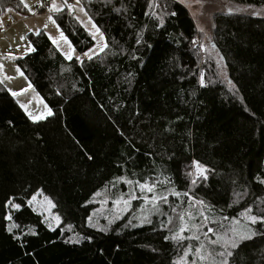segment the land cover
I'll list each match as a JSON object with an SVG mask.
<instances>
[{
	"label": "trees",
	"instance_id": "1",
	"mask_svg": "<svg viewBox=\"0 0 264 264\" xmlns=\"http://www.w3.org/2000/svg\"><path fill=\"white\" fill-rule=\"evenodd\" d=\"M221 1L231 7L211 16L210 39L224 73L175 0H81L107 45L82 64L43 32L28 35L35 50L18 64L53 115L32 122L0 87V264L178 262L189 244L165 240L164 215L134 224L107 210L137 188L118 177L163 181L171 205L170 189L188 192L184 204L204 201L225 222L247 207L264 215V0ZM12 11L26 14L21 0H0V14ZM54 18L77 52L92 45L71 14ZM193 161L207 168L195 185ZM38 192L54 205L55 229L29 205ZM251 227L229 264H264V224Z\"/></svg>",
	"mask_w": 264,
	"mask_h": 264
},
{
	"label": "rangeland",
	"instance_id": "2",
	"mask_svg": "<svg viewBox=\"0 0 264 264\" xmlns=\"http://www.w3.org/2000/svg\"><path fill=\"white\" fill-rule=\"evenodd\" d=\"M37 1L38 0H34V1L21 0L22 5L26 9V14L25 16H22L19 13L12 11L13 15L15 16L17 20L15 23L9 22L7 14H0V66H2L0 67V87L7 90L9 94H11L12 92L19 93L15 97L12 94L11 96L15 99V102L19 106L21 104H24L27 107L28 111L33 113L34 115H39L41 112L45 111L44 106L46 104L42 100L40 95L37 93L35 88H33L32 85H31L32 86L31 88L28 87V84L30 82L27 79L22 68L18 64V60H22L27 55L33 52V51L28 50L29 46L33 48V44L30 41L28 35L33 34L36 36L35 33L37 31L43 32V34H45V36L50 41L55 51L59 53V55L63 57L64 59L66 58L63 53L68 51V45L59 39V31L57 30L56 26L48 19V17L51 15L52 18L56 21V19L54 18V15L59 14V13H55V12L49 13L48 11H46L43 14H34L33 5L36 4ZM45 1L48 2L47 7L50 6L52 0H45ZM175 1L182 4L187 9V11L189 12L195 24V27L198 32V45H197L199 46L198 50H200L201 53L205 52L209 56H211L217 63L219 70L222 73H224V66L222 62H220L219 55L216 49L212 46V42L210 39L211 16L215 12L225 11L226 9L231 7V5L221 0H175ZM63 2L64 0H56V3L58 5L62 4ZM67 2L69 4H72L74 7H77L76 0H67ZM25 5H27V7ZM79 6L83 7L81 0H80ZM240 10L241 11L244 10L248 13L252 12V10L246 9V8L245 9L242 8ZM63 12L66 14H71L72 18L78 24H80L86 32H88L91 35L93 39V43L90 47H88L83 52L88 51L89 49H93L95 50V53H96L93 55V57L96 55H99L102 52L100 51V48L105 45V42H104V37H103V40L100 38L102 35L100 30H99V33H95V29L92 27V24H95V22L91 19L92 23L90 24L88 22L90 18L88 14L85 15L84 13L79 12L78 10L72 13H69L68 10L65 8ZM260 12L264 13V8L260 9ZM45 25H47L46 28H45ZM49 35L57 39V44L59 45V47H57V44L52 43V41L49 39ZM83 52L79 53L75 50L72 54V59L73 58L75 59L77 55H80L81 59H87V57L82 56ZM90 55H92V53H90ZM66 60H70V59H66ZM17 68H19L20 71H17ZM21 72L23 73V75H21ZM22 110L26 114L24 109ZM133 190L135 191L137 195H146V196L152 195V193H147V192L141 193L138 187ZM133 190H131V192ZM155 191L157 192V194H163V195L169 196L168 194H165L163 191L157 188ZM34 196L36 197V199L35 200L31 199L29 203L31 209L38 215L42 216L44 222L47 224V227L49 229H55L56 227H58L60 224V219L58 223L54 219L55 217H58V216L57 214L54 213V206H52L53 204L51 203V205H49L47 202L49 201V199L45 197L41 192H38ZM126 199H129V197ZM132 201H138L141 204L140 206L135 207L132 205ZM132 201L130 202V207L128 208L127 211H122V209L124 208L123 203H121L120 205H116V206L112 204L111 208L107 210L114 217V219H117L116 218L117 214L119 215V218H120L127 213L129 220H133L135 222L134 224H143V223L148 224L146 222H142L141 209L150 208L151 205L145 204L143 199H137V200H132ZM192 204H193V207L189 208V201H187V204L186 203L184 204L181 197L179 198L176 197L174 205H171V202L168 199L167 204H163V203L160 204L161 213L151 214L149 216V219L153 222V218L157 219L163 215L164 217H166L167 220L169 217H171L173 220V224L170 225V228H172V231H176V228L179 225L177 213L186 215L187 211H192L193 213H197L198 210H202L209 217V221H212V220L216 221V223L209 222L208 223L209 227L214 226L212 228L216 229L219 232H222L224 228H227L228 226H230L231 221L225 222L223 219L215 216L213 212L210 210V208H208L207 206L204 205L202 207L199 204H195L194 201H192ZM174 207L176 208L175 212L172 211V208ZM12 209H16V208L12 207ZM237 220H239L242 224L246 223V221L244 220L242 216H240V218H237ZM202 222H203L202 218L197 216V218L194 221H191L190 223L199 224ZM221 225H223L224 228H222ZM204 231H207V229L204 228L199 233L201 236V240L204 239L203 237ZM190 234L191 233L189 232L184 233L185 236L190 235ZM209 235L211 236L212 239H215V236L213 234L209 233ZM229 235L231 234L229 233ZM237 240H239V238H237ZM185 241L188 244H192L193 246L197 244L196 241H187V240ZM217 250L219 251L221 249L217 248ZM217 259H219V257H217Z\"/></svg>",
	"mask_w": 264,
	"mask_h": 264
},
{
	"label": "snow or ice",
	"instance_id": "3",
	"mask_svg": "<svg viewBox=\"0 0 264 264\" xmlns=\"http://www.w3.org/2000/svg\"><path fill=\"white\" fill-rule=\"evenodd\" d=\"M79 5H80V0H76L77 7H74L72 4H69L67 0H64V2L59 5L56 3V0H52L50 6L47 7V11L49 13H53V12L60 13V12H63L66 8L69 13H72L78 10L79 12H82L85 15H87V13L85 12V9ZM25 6L27 7V5ZM43 6L44 5H41V7ZM156 6L158 5H156L154 2L149 3V7H156ZM153 15L155 16V13H153ZM172 15H175V13H172ZM48 19L56 26L57 30L59 31V39L68 45V51L63 53L65 58L72 59V54L75 51V49L72 47L71 42L68 40L67 36H65L63 31L60 30V26L56 24V21L52 18L51 15L48 17ZM156 19L159 20L161 24L163 23V20L160 16H156ZM88 22L90 24L92 23L91 18H89ZM46 27L47 25H45V28ZM92 27L95 29V33H99V29L96 27L95 24H92ZM35 34L40 35L41 33L37 31ZM100 38L103 40L102 35ZM49 39L52 41L53 44H57L56 38H53L51 35H49ZM57 47H59L58 44H57ZM105 47H107L106 44L100 48V51H103ZM28 50L34 51L35 49L29 46ZM90 53H92V55H90ZM94 54H96L95 50L89 49L88 51L83 52L82 56L87 57V59L91 60L93 59ZM75 59L77 62H80L81 64L83 63V60L81 59L80 55H77ZM17 71H20V69L17 68ZM21 75H23L22 72H21ZM200 83H201V86H203V80H201ZM28 87L29 88L32 87L30 83L28 84ZM11 94L15 97L19 93L12 92ZM20 107L24 109L29 120H31L34 123L37 121L44 120L47 116L53 115L52 110L48 108L47 105L44 106L45 111L41 112L39 115H34L33 113L29 112L27 107L24 104H21ZM89 159H91L90 156H89ZM192 163L195 167L196 176L193 177L192 172H189L188 175L190 177H193L191 180V183L192 185H195L198 178L202 177L205 180L207 179V175H206L207 168L201 165L200 162L198 161H193ZM118 180H120L121 182L125 184L134 185L135 187H138L141 193H144V192L152 193L151 196L137 195L135 191L133 190L132 192L129 193V199H124L123 197H120L112 201L114 206L120 205L121 203H123L124 208L122 209V211H127L128 208L130 207V202L132 200L143 199L145 204L151 205V207L141 209L142 222L151 224L152 221L149 219V216L151 214H160L161 213L160 204L168 203V196L163 195V194H157V192L155 191L157 187V183L163 184L164 183L163 181L154 182L150 184L148 181H144V182L133 181V180L127 179L126 177H118ZM259 182L264 183V180H260ZM169 192L171 195H174L177 198H179L181 195L185 197L189 196L188 192L179 193V192H176L174 189H170ZM95 195L98 196L100 195V193L97 192ZM32 199L35 200L36 197L33 196ZM47 202L49 205H51L50 200ZM104 202L107 203V200H105ZM194 203L199 204L202 207L204 206V201H195ZM261 203H264V201H261ZM13 207L19 209L20 205L15 204L13 205ZM192 207H193L192 198L189 197V208H192ZM172 211L175 212L176 208L175 207L172 208ZM252 211L253 209L251 207L245 208L244 211L240 215L244 218L246 223L242 224L239 220L235 218H231L230 226H228L227 228H224V226L221 225V227L224 228L222 232H219L216 229L208 226L209 222L216 223V221L214 220L209 221V217L202 210H198L197 213H193L192 211H187L186 215L177 213L179 225L176 228V231H172V229H169V231L172 232V235L166 236L165 240L171 239L172 241L177 242V243H182L185 240L196 241L197 244L195 246H193L192 244H189L186 247H184L183 257H181L178 262H175V264H229V258L233 256L232 249H235L237 247V243H236L237 238L241 240L251 239L254 235H256V232L252 227H250V225H255L257 222L264 224V215H253ZM261 211H264V210H261ZM197 216L201 217L203 222L199 224L190 223L191 221H194L197 218ZM116 218L119 219L118 214ZM6 219L11 220V217L8 216L6 217ZM54 219L57 221V223L59 222V217H55ZM222 219L230 220V218L226 216L222 217ZM89 220L91 221V218H89ZM111 222L112 221H109V223ZM162 223H164V226L167 227L168 225L173 224V220L171 217H169L166 223L165 222H162ZM15 227H18V225L12 224L8 230L11 231L12 228H15ZM204 228H206L207 231L203 232L204 239L201 240V236L199 233ZM99 230L105 231V229L103 228ZM185 232H189L191 234L185 236L184 235ZM209 233L213 234L215 236V239H212ZM229 233L231 235H229ZM32 234L34 235L35 233H32ZM73 242L78 243L79 239H76ZM217 248L221 250L218 251ZM189 256H191L190 261L187 259ZM217 257H219V259H217Z\"/></svg>",
	"mask_w": 264,
	"mask_h": 264
},
{
	"label": "built area",
	"instance_id": "4",
	"mask_svg": "<svg viewBox=\"0 0 264 264\" xmlns=\"http://www.w3.org/2000/svg\"><path fill=\"white\" fill-rule=\"evenodd\" d=\"M34 1V0H31ZM41 5H44L41 7ZM48 2L45 0H38L36 4L33 5L34 14H43L47 11ZM8 20L10 23H15L17 20L13 14H8Z\"/></svg>",
	"mask_w": 264,
	"mask_h": 264
},
{
	"label": "water",
	"instance_id": "5",
	"mask_svg": "<svg viewBox=\"0 0 264 264\" xmlns=\"http://www.w3.org/2000/svg\"><path fill=\"white\" fill-rule=\"evenodd\" d=\"M212 46L214 47V44H212ZM215 48V47H214Z\"/></svg>",
	"mask_w": 264,
	"mask_h": 264
}]
</instances>
